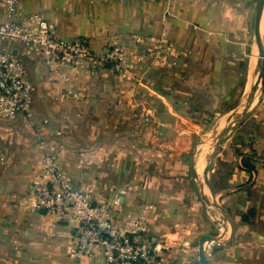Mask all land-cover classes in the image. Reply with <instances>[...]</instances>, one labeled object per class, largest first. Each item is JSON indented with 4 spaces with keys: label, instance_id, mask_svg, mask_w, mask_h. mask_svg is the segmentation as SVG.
Wrapping results in <instances>:
<instances>
[{
    "label": "crops",
    "instance_id": "obj_1",
    "mask_svg": "<svg viewBox=\"0 0 264 264\" xmlns=\"http://www.w3.org/2000/svg\"><path fill=\"white\" fill-rule=\"evenodd\" d=\"M67 1L19 0L18 10L40 13L58 38H83L95 53H104L106 43L147 55L163 45L177 61L148 70L157 74L159 99L145 102L132 99L133 87L143 95L142 82L122 81L106 67L55 72L39 57L19 53L32 86L34 130L22 117L0 118V264H105L96 249L90 257L74 255L72 223L31 209L42 158L38 138L75 189L104 201L125 193L110 215L122 229L135 218L146 222L137 238H150L155 264H199L204 235L221 236L218 248L207 251V264H264V91L247 129L221 145L217 164L224 171L210 183L222 210L198 201V171L178 148L181 123H191V90L224 88L221 59L243 49L250 0H109L101 33L65 17ZM197 75L206 81L195 85ZM262 80L264 86V67ZM145 111L153 112L149 123L140 119ZM133 122L146 134L133 133ZM249 211L253 216L243 222Z\"/></svg>",
    "mask_w": 264,
    "mask_h": 264
},
{
    "label": "built area",
    "instance_id": "obj_2",
    "mask_svg": "<svg viewBox=\"0 0 264 264\" xmlns=\"http://www.w3.org/2000/svg\"><path fill=\"white\" fill-rule=\"evenodd\" d=\"M18 3L19 0H0V118L3 121L11 123L22 117L26 127L34 130L30 111L32 86L26 77L25 64L18 56L20 52L25 57H39L55 72L85 64L104 67L109 63L111 70L122 72L125 68L132 70L137 63H128L122 53H94L83 38H58L43 15H25L18 10ZM60 82L68 84V77L61 74ZM37 145L42 158L31 209L73 224L74 255L90 257L96 249L105 264H155V248L137 238L146 232V222L135 218L128 228L122 229L110 215L113 208L120 206L125 193L104 201L90 192L75 189L66 180L47 142L38 138Z\"/></svg>",
    "mask_w": 264,
    "mask_h": 264
},
{
    "label": "rangeland",
    "instance_id": "obj_3",
    "mask_svg": "<svg viewBox=\"0 0 264 264\" xmlns=\"http://www.w3.org/2000/svg\"><path fill=\"white\" fill-rule=\"evenodd\" d=\"M108 1L109 0H69V2L67 1L65 3V10L62 11L61 9V11L64 13L65 17L78 20L85 29L96 30L101 33L107 30V22L109 19ZM256 4L257 0H250L248 3L251 9V28L244 42L243 49L240 52L231 51L230 54L232 56L228 55L221 59L225 63V68L228 71L224 75V88H222L221 84L220 89L204 90L197 88L191 90V123H181V129H183L181 134H178V148L181 152L180 157L184 162L191 163L198 171L197 177L201 185L198 201L203 203L205 207L210 210L214 208L219 209L220 207L218 201H216L214 197L210 181L214 176L218 178V173L224 171L219 169L220 167L217 164L221 145L226 139L233 135L236 130L240 131V129H247L244 124L252 118L255 106L263 97L264 86L262 85L263 80L261 78L250 99V91L255 81L258 67H255L254 64L253 71L250 69V73L249 64L251 61H257L259 66L263 61L264 65V3L260 14L258 31H256L254 27ZM259 41L261 42L262 53L258 51ZM135 46H137V44H135ZM104 49L103 52L122 53L126 57L128 63L137 62L132 70L125 68L122 72L111 70L109 68L111 66L110 63L104 65V67L113 75L122 79V81L135 84L142 82L140 89L143 95H138L136 92L137 88L133 87L132 99L138 96L145 102L151 99H159L157 97L158 85L155 83L157 74H149L148 70L158 67H166L169 69L175 64L177 59L172 57L169 54L170 52H166L168 50L165 49V46L159 45L157 50L155 52H150L149 55H147L146 52L126 51L118 46L107 45V43ZM143 70L144 72H141ZM139 72H141V74L138 75ZM195 77V85H199L202 79L204 80L202 75H197ZM219 81L220 80H218V82ZM159 92L161 93L162 91L160 90ZM169 95L171 96L170 93ZM184 95L188 97L186 94ZM245 109H248V113L244 118H241ZM152 114L153 112L145 111L140 119H143V123H149ZM237 120H240L239 123L236 122ZM232 123H234L235 128L227 131L224 137L219 139L220 133ZM129 127L136 135L146 134L145 128L142 127L140 123L133 122ZM218 141L220 145L216 146ZM50 151L52 152V150ZM250 157L254 156L250 155ZM241 161L243 163L245 162L248 168H251L248 158H243ZM206 167H209V170L206 173V177H204ZM205 199L208 202H206ZM216 239L219 241L221 236ZM144 240L148 242L150 238L146 237Z\"/></svg>",
    "mask_w": 264,
    "mask_h": 264
},
{
    "label": "water",
    "instance_id": "obj_4",
    "mask_svg": "<svg viewBox=\"0 0 264 264\" xmlns=\"http://www.w3.org/2000/svg\"><path fill=\"white\" fill-rule=\"evenodd\" d=\"M263 3L264 0H257V4H256V8H255V17H254V27L256 29V31L259 30V19H260V14H261V10L263 7ZM259 53H262V48H261V42L259 41ZM263 61L259 64L258 66V72L257 75L255 77V81L251 87V91H250V99L253 96V93L255 91V88L257 87L259 80L262 78L263 76ZM248 113V109H245L241 115V118H244ZM240 120H237L236 122L239 123ZM235 128L234 123L229 124L219 135V139H222L224 137V134L229 131V130H233ZM220 142L218 141L216 143V146H219ZM212 157V156H211ZM209 170V167H206L205 171H204V177H206V173ZM207 183V181H206ZM206 202H208L205 199ZM219 209L222 210V208L219 207ZM219 246V241L211 236V235H204L202 237H200L199 242H198V263L199 264H207V260H206V253L207 251L210 249H217Z\"/></svg>",
    "mask_w": 264,
    "mask_h": 264
},
{
    "label": "trees",
    "instance_id": "obj_5",
    "mask_svg": "<svg viewBox=\"0 0 264 264\" xmlns=\"http://www.w3.org/2000/svg\"><path fill=\"white\" fill-rule=\"evenodd\" d=\"M245 166L248 168L247 164L244 162ZM253 216V211H249L247 216H243L241 219L243 222H246L248 217H252Z\"/></svg>",
    "mask_w": 264,
    "mask_h": 264
},
{
    "label": "bare ground",
    "instance_id": "obj_6",
    "mask_svg": "<svg viewBox=\"0 0 264 264\" xmlns=\"http://www.w3.org/2000/svg\"><path fill=\"white\" fill-rule=\"evenodd\" d=\"M253 71V70H252ZM251 73V72H250Z\"/></svg>",
    "mask_w": 264,
    "mask_h": 264
}]
</instances>
